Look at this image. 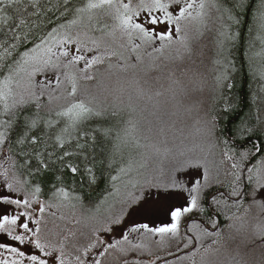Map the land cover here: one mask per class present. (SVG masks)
<instances>
[{
  "label": "snow or ice",
  "instance_id": "snow-or-ice-1",
  "mask_svg": "<svg viewBox=\"0 0 264 264\" xmlns=\"http://www.w3.org/2000/svg\"><path fill=\"white\" fill-rule=\"evenodd\" d=\"M245 14L247 99L230 76ZM152 168L165 178L137 179ZM153 190L174 194L160 226L136 220ZM254 209L264 0H0V264H209L221 250L246 264L264 250Z\"/></svg>",
  "mask_w": 264,
  "mask_h": 264
},
{
  "label": "trees",
  "instance_id": "trees-1",
  "mask_svg": "<svg viewBox=\"0 0 264 264\" xmlns=\"http://www.w3.org/2000/svg\"><path fill=\"white\" fill-rule=\"evenodd\" d=\"M249 16L250 14H245L244 16V24L240 28V39L237 42L236 46L232 49V59L235 62L236 68L235 70L230 72V76L232 78L233 89L232 93L236 94L238 97H243L247 99L250 90L256 91L257 88V81H251L248 75V68H247V60L245 57V53L248 51V40L249 34L247 32L248 24H249ZM210 26L212 31L207 32L201 41L203 45H206L205 52L206 57L204 59L203 71L207 77L209 86L214 83V77L216 75L215 66L212 64V60L214 58L215 53V43L214 38L216 34V30L219 27L218 22L215 20V13H213V18L210 20ZM255 35V33H253ZM260 48L259 41L256 42V48L253 51H257ZM137 70L133 69L127 73L128 77L131 78L133 73ZM143 76V73H140ZM160 77V81L157 82L153 77ZM166 76L165 72H153L150 73L146 79L148 80V86H152L154 88H160L162 84L165 83L164 77ZM127 86V85H126ZM129 90H131L129 88ZM204 98L206 100L207 106L211 108L212 106V94L209 92H205ZM124 101L127 102V95L123 97ZM143 103V102H142ZM191 123V121H189ZM197 143V141L193 140L189 143V146L192 144ZM165 177L161 176L160 173L155 170V168L148 169L144 171V173L137 177L142 183L145 180L152 181L153 179L160 181L163 180ZM148 195L147 193H145ZM174 194L171 193H164V192H156L155 190L152 191L151 195H148V199L153 201L154 203H150L148 208L145 212L140 213L136 216V220L139 222H147L155 226H160L162 221H166V216L164 215L165 207L169 202L168 199L165 197H173ZM176 203H180L179 199H175ZM257 216H264V214L259 213V210L254 209L248 217L245 218V225L251 230L255 224L258 222L256 217ZM227 223V222H226ZM246 251V250H245ZM209 264H231V257L221 250L220 253H216L209 258ZM246 264H264V250L257 249L255 254L248 255L245 257ZM159 264V262H158Z\"/></svg>",
  "mask_w": 264,
  "mask_h": 264
}]
</instances>
